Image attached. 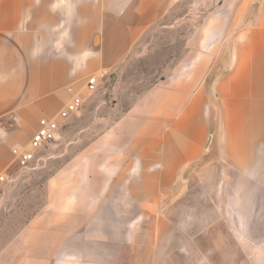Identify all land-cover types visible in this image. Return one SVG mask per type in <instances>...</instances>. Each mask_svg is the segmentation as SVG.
<instances>
[{
	"label": "crops",
	"instance_id": "obj_1",
	"mask_svg": "<svg viewBox=\"0 0 264 264\" xmlns=\"http://www.w3.org/2000/svg\"><path fill=\"white\" fill-rule=\"evenodd\" d=\"M177 1L0 0V175L40 120L57 119L91 76L116 72ZM203 32L206 50L189 49L171 76L60 167L58 212L11 238L0 231V264H100L84 261L99 247L100 223L115 221L117 206L143 209L149 190L154 200L174 189L217 145L243 168L255 153V191L264 189V0H211ZM119 212L133 220L131 208ZM263 239L264 213H255V251ZM179 247L167 264H211L205 251L186 256Z\"/></svg>",
	"mask_w": 264,
	"mask_h": 264
},
{
	"label": "rangeland",
	"instance_id": "obj_2",
	"mask_svg": "<svg viewBox=\"0 0 264 264\" xmlns=\"http://www.w3.org/2000/svg\"><path fill=\"white\" fill-rule=\"evenodd\" d=\"M210 1L178 0L141 36L129 59L116 72H106L96 92L83 94L84 106L66 121L59 139L42 152L43 162L0 192V231L7 238L52 209L58 212L59 202L53 205L51 198L59 197L60 167L88 148L146 91L171 76L189 49L190 53L206 50L203 24ZM250 156V165L243 168L219 153L217 145L181 173L174 189L154 200L149 190L150 203L143 209L117 206L115 221L100 223L99 247L85 253L84 261L167 264L173 249L180 246L177 252L186 256L205 251L211 264H258L256 255L264 264V239L255 251V213H264V189L255 191V153ZM50 183H56L53 194ZM255 196L260 205L255 204ZM129 208L133 220H120L119 210ZM101 211L107 214L102 205Z\"/></svg>",
	"mask_w": 264,
	"mask_h": 264
},
{
	"label": "built area",
	"instance_id": "obj_3",
	"mask_svg": "<svg viewBox=\"0 0 264 264\" xmlns=\"http://www.w3.org/2000/svg\"><path fill=\"white\" fill-rule=\"evenodd\" d=\"M106 73L91 76L86 84L85 90L94 93L106 77ZM73 92L72 88H69ZM84 106V96L82 93L75 94L72 100L60 111L57 119H42L39 129L33 135L27 148H16L13 150V168L0 175V192L16 183L22 174L35 169L43 162L42 152L47 150L59 137L62 129L66 126V121Z\"/></svg>",
	"mask_w": 264,
	"mask_h": 264
}]
</instances>
